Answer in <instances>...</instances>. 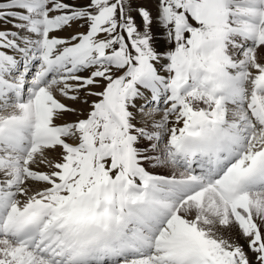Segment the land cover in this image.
<instances>
[{
  "label": "snow or ice",
  "instance_id": "obj_1",
  "mask_svg": "<svg viewBox=\"0 0 264 264\" xmlns=\"http://www.w3.org/2000/svg\"><path fill=\"white\" fill-rule=\"evenodd\" d=\"M0 264H264V0H0Z\"/></svg>",
  "mask_w": 264,
  "mask_h": 264
}]
</instances>
